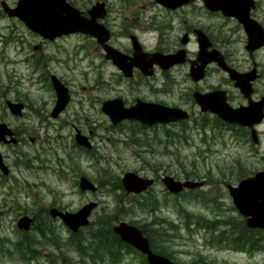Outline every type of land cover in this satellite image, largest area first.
Segmentation results:
<instances>
[{
    "label": "rangeland",
    "instance_id": "rangeland-1",
    "mask_svg": "<svg viewBox=\"0 0 264 264\" xmlns=\"http://www.w3.org/2000/svg\"><path fill=\"white\" fill-rule=\"evenodd\" d=\"M106 1L111 6L110 23L118 34L125 31V26L130 31L134 11H144L138 13L140 25H144L146 16L154 15L150 13L152 7L141 8L153 0ZM258 1L264 3V0ZM3 34L7 36V43ZM144 42L150 44L153 39L145 37ZM115 44L123 51L131 41L128 35L120 34ZM104 59L90 38L71 36L49 41L18 19L15 22L0 19V101L19 100L27 106L23 117L11 114L5 115L3 120L0 118L18 128L21 131L18 136L23 140L13 147L0 145L2 162L7 167V172L3 169L0 172V238L16 242L22 234L28 233L38 239L36 225L24 230L19 229L17 223L25 215L34 218L33 213L40 208L45 211L38 214L34 223L49 222L53 239L61 249L36 240L38 253L35 255L38 258L30 260V264H83V261L87 264H141L139 255L124 248L121 250L124 255L117 262H113L111 256H105L102 261L96 259L94 263L84 251L81 254L70 248L67 242H70L72 232L62 220L52 217L50 209L72 212L85 203L96 201L98 206L91 215L92 222L101 214H107L106 221L122 214L118 221L144 225L154 220L156 213L147 209L154 205L158 206L156 220L167 218L177 227L172 230L167 227V222L163 223L162 226L172 235L168 240L159 239L157 232H150L154 247L160 243L158 248L171 254V259L182 264H264V252L249 254L229 250L227 248L231 245L226 239L212 243L213 233L224 231L231 227L230 224L220 223L217 230L196 224L197 216L219 221L227 215L232 220L239 218V213L232 210L234 204L226 184H237L241 172L247 174L263 169L264 122L256 126L260 138L258 144L251 141L248 130L229 132L223 126L202 127L193 122L188 129L183 124L184 137L163 135L153 129L141 130L129 120L114 125L101 111V102L106 98L122 97L127 105L136 97L143 99L144 96L179 101L176 96L154 92L146 84L131 86L121 77V70L111 62L104 63ZM50 74L66 81L72 97L67 109L57 119L51 116L56 93L48 78ZM180 75L177 76L180 81L174 87L176 90L179 83L184 82ZM163 79L159 74L153 86L161 88ZM218 79L214 76L212 80L216 83ZM186 84H190L189 79ZM0 111L3 113V108ZM50 123L51 126H47ZM75 125L87 135L94 132L92 149L81 151L74 146L72 132ZM54 150H58L59 155ZM241 168L244 169L240 172ZM127 171L146 177H156L157 174H170L178 179L195 177L193 180L208 183L198 187L192 195L177 199L165 192L163 183L157 182L144 193V198H134L124 189L112 185ZM82 174L100 187L97 193L79 189L78 180ZM108 180L111 183L108 184ZM152 195L157 197L156 201ZM215 245L218 249L211 248ZM6 246L13 257L4 251ZM1 250L0 264H27L13 252V244L2 241Z\"/></svg>",
    "mask_w": 264,
    "mask_h": 264
},
{
    "label": "flooded vegetation",
    "instance_id": "flooded-vegetation-1",
    "mask_svg": "<svg viewBox=\"0 0 264 264\" xmlns=\"http://www.w3.org/2000/svg\"><path fill=\"white\" fill-rule=\"evenodd\" d=\"M19 1L20 0H0V19H8L14 22L18 19L22 22V20L16 15L10 14V10L17 7ZM69 2L81 11L83 16L87 17L91 16L89 11L95 4L103 3L105 15L104 18H99L98 21L101 23L104 22L103 24L110 30L111 37L106 43L113 47L115 46L116 48L115 40L119 39L120 34L128 35L131 45L122 50L124 51L123 53L130 55V57L134 56L137 45L145 55L148 54L146 56V61L148 62L154 61L153 54H175L180 50H185V57L183 60L170 65L167 68L162 67L160 62L156 61L157 58L155 60L156 62L154 61L152 65L147 67V70L149 71L148 73L139 66L132 67L129 77H126L121 72V77L129 82L131 86L134 87V84H146L145 86H150L154 92H163L167 96H176L179 101L170 102L169 100H163L160 98L150 99L144 96L143 99L136 97V99L133 100V103H130L128 106H135L140 99L142 101H150L151 103L179 107L185 110L189 115L187 118L170 122H156L153 124H144L140 121H133L135 124H140L141 127L138 126L139 129H153L159 131L163 135H177L184 137L185 130L183 124H185L186 129H188L191 122L201 126L203 125V122H205V126L207 125L211 128L223 126V128L229 132H237V130L243 129L248 130L249 133H251V129L246 125L227 122L220 118L215 112L203 110L204 101L203 103L198 102L196 96H198V94L205 95L217 92L218 96L233 108H259L261 104L264 105V42L261 45L259 44L262 35H264V3H261L258 0H252L249 3H243L241 0H238L236 3H232V1L230 3H205L204 0H191L187 3H182L179 6L177 5L176 7L171 8L164 3H159L157 0H153V3H147L146 5L141 6V8L152 7L150 13L152 12L154 14L145 17L146 22H144V25H140L138 21V13H143L144 11H134V14L132 15L134 19L130 18V31L125 26V31L118 34L114 31V27L110 23L109 14L111 6H109L108 1L69 0ZM3 36L6 41L7 36L5 34H3ZM71 36L90 38L96 43L97 53L100 54L103 59L105 58L103 60L104 63L111 62L118 68V65L115 64L111 58L107 57V52L104 46L98 42V39L95 36H89L76 31L57 36L55 40ZM145 37L153 39L154 43L151 42L150 44H146L144 42ZM5 43H7V41ZM85 50L88 51V48H85ZM195 71H197V73H195ZM159 74L165 79L161 88L153 86L152 84L157 80ZM178 75L182 76L184 82L183 84L179 83V88L176 90L174 87L178 84V81H180V79H177ZM52 76L55 75L50 74L48 78L50 79L51 86L55 90L54 85L52 84ZM214 76L219 78L216 83L212 80ZM170 77L171 79H169ZM187 79H189L190 84L185 85ZM62 82L65 85L67 84L64 80H62ZM167 86H169L168 89L166 88ZM69 95L70 99L66 107L59 112L58 115H54L53 110L57 102L56 93L55 105L51 111V116L54 119L59 118L67 109L68 104L72 101L70 91ZM113 98L116 97L106 98L101 102V111L107 116L108 113L103 110V104L106 100H112ZM9 101L12 100L6 99L5 102L0 101V108H3L4 110L3 113L0 111V118L3 120L5 117L11 116V114L15 117H23L25 112L14 114L11 111L8 104ZM18 101L19 100L15 101V103H23L22 101ZM24 107H27L26 104ZM0 122L6 124L12 131L11 135L10 133L6 135L7 140L1 141L0 145L13 147L21 144L23 140L18 136L21 131L16 127H12L6 121L0 120ZM263 122L261 124H263ZM47 126L50 127L51 123ZM56 133L59 134L58 131H56ZM93 133V131H90L87 135L82 129L75 125L72 132L74 146H78L81 151L86 150L85 145L83 146L78 142V138L84 136L87 138L88 142L91 143V147L88 148L92 149L93 145L91 137ZM31 140L34 141V137H31ZM54 151L56 153L58 152V150ZM61 161L64 162L63 159H60V162ZM0 172H2V168H0ZM166 175L170 174H164L163 176L157 174L156 177H154L156 180L155 183H163L165 186V192L167 191L169 194H172L162 180ZM82 176L84 175L82 174L79 177L78 187L81 191L88 192L89 190H82L79 186L80 178ZM175 178H178V176ZM184 179H186V177H184ZM152 188L153 187H150V190ZM192 190H183L173 195L178 199L190 194ZM97 192L98 191H95L93 193ZM144 193H139L137 195H144ZM60 210L64 212L70 211L66 209ZM55 218H58L63 222V219L58 215ZM202 218L208 222L212 220L205 216ZM34 221L36 222L35 217L32 220L33 226L37 224L34 223ZM121 221L126 220H119L116 224ZM127 222L130 224V221ZM155 222L158 223L157 220ZM114 233L120 239L116 248L130 250V243L124 241L115 231ZM0 243L2 244L1 238Z\"/></svg>",
    "mask_w": 264,
    "mask_h": 264
},
{
    "label": "water",
    "instance_id": "water-1",
    "mask_svg": "<svg viewBox=\"0 0 264 264\" xmlns=\"http://www.w3.org/2000/svg\"><path fill=\"white\" fill-rule=\"evenodd\" d=\"M157 1L174 8L177 5L179 6L191 0ZM204 1L205 3H230L231 1L232 3H236L238 0ZM241 1L243 3H249L252 0ZM89 13L91 14L90 17L83 16L81 11L71 5L67 0H20L17 7L10 10V14L18 16L28 28L51 40H54L57 36L76 31L97 37L98 42L104 46L107 57L111 58L126 76H130L133 66L145 67V70H143L148 73L147 67L152 65L157 58L156 61L160 62L162 67L167 68L170 65L181 62L185 57V50H180L175 54H153L154 61L148 62L146 61L148 54L145 55L138 45L136 46L134 56L130 57V55L106 43L110 39V30L98 21L99 18L105 15L104 4H95ZM263 42L264 35H262L259 44L261 45ZM52 81L57 93V102L53 113L54 115H58L66 107L70 95L68 87L57 76H53ZM196 99L201 103L204 101L203 110L215 112L227 122L239 123L251 127L253 129V138L255 141H258L253 126L261 122L264 117L263 104L259 108H233L225 103L218 96L217 92L205 95L198 94ZM8 104L14 114L22 113L24 108L23 103L9 101ZM103 110L109 114L114 123L129 118L139 120L144 124H153L156 122L175 121L189 116L182 108L145 102L140 99L132 107H125L122 98L106 100L103 104ZM9 133L10 135L12 134L11 129L6 124L0 122V142L6 141V135ZM78 142L87 147H91L90 142L84 136H80ZM0 166L7 172V167L2 162L1 154ZM162 180L166 187L174 193H178L185 188H195L204 184V181H183L171 175L164 176ZM154 181L153 178L141 176L134 171L125 172L122 178V184L128 193H140L152 185ZM79 186L82 190L90 189L95 191L97 189V186L86 175L80 178ZM228 189L237 210L247 217V225L253 228L258 227L264 229V169L256 172L252 176L241 179L237 185L228 184ZM97 204L94 201L89 202L75 212H64L58 208H52L51 214L53 216L58 215L70 229L77 231L80 227L89 224V216ZM31 222L32 218L30 216H22L18 221V227L21 229H29ZM114 231L124 241L144 253L147 256L149 264H178L170 257L155 252L151 248L149 238L139 226L129 224L127 221H121L114 226Z\"/></svg>",
    "mask_w": 264,
    "mask_h": 264
},
{
    "label": "trees",
    "instance_id": "trees-1",
    "mask_svg": "<svg viewBox=\"0 0 264 264\" xmlns=\"http://www.w3.org/2000/svg\"><path fill=\"white\" fill-rule=\"evenodd\" d=\"M135 125L140 126L139 123H136ZM202 127H207V125L205 126V123H203ZM243 169L244 168H241L240 172ZM189 175H187V176H189ZM240 175H241V177L245 176V174L243 172H241ZM193 179H195V177H193ZM107 182H108V184H109V182L111 183L110 180H108ZM113 184L116 186V188L122 189L120 178H117L112 183V185ZM195 191L197 192V190H192L190 192V194H188V195H192ZM152 196L155 199L154 201H156L157 197L155 195H152ZM132 197L137 198L138 196H132ZM140 197L144 198V195H141ZM213 201L215 203L217 202L216 199H213ZM157 202H158V200H157ZM147 209H148V211H152V213H154V214L156 213V216L151 223H147L146 225L141 226L144 233L150 237L151 236L150 232H157V237L159 239L161 238L163 240L164 239L168 240L172 235H170L168 233L167 228L162 226L163 223L167 222V225H168L167 227H170V229H172V230H177V227L175 225H173L172 222H170V220H168L167 218L165 220V219H162L160 217L161 220H157L158 223L155 222L156 219H158L157 217H159V215L157 214L158 211H156V210H158V206L155 207L153 205V206H151V209L150 208H147ZM217 209L219 210L218 207H217ZM232 209H234V207H232ZM44 211H45L44 209L42 210L40 208L37 211H35V212H37V213H35V212L33 213L35 219L37 220V216H39L38 214L39 213L41 214ZM106 215L107 214H101L100 216H98L99 218L96 219L95 222L93 221V223H91V226L87 227L84 230L83 229L80 230L78 233H72V235L70 237V242L69 243L67 242V244L71 246L70 247L71 249H74L81 254L84 251L87 255L91 256L94 263H96V259L99 262L102 261L105 256H111V259L113 261L114 260L116 261L120 256H122V255H120L121 249L118 247L116 248V245L119 243L120 239L117 235H115V233L113 231L114 222L118 221L119 216L121 217L122 214L121 215L116 214V215H118V217L112 216L110 218V220H108V221H106ZM45 216L47 217V215H45ZM229 216L230 215L225 216L224 219H222L221 221H218V220H213L210 222L205 221V223H208V224H205L204 226H206L207 228H210L212 230H217L218 225L220 223H222V224L227 223V224H230V226H231V227L227 228V230L226 229L224 231L219 230L218 233H213L214 237L212 240L219 243L220 239H223V241L226 239L230 245H233V247L245 248V249L251 250V251L255 250V249L264 248V230L249 229L246 227L244 219L242 217L239 216V218L237 217L236 219L234 218L232 220V219H229ZM46 217H45V219H46ZM199 217H201V216H199ZM100 218H102V220ZM48 223L49 222H47L46 220H43V221L38 222L36 224V226L38 227V230H39L38 234L40 236L38 239L33 238V237H31L30 234L26 233V234H22V236L16 242H13L12 240L6 239V238H5V240L1 238V242L6 241V244H13V246H14L13 252L16 255H18L24 262H26L27 264H30L31 263L30 260H32L33 258H35V259L38 258V255H35L38 253L37 249L35 247L36 240H38L39 243L40 242L49 243V244L55 245L58 248H60L59 244L57 245L56 241L53 239V235H52L53 232L50 229V226L48 225ZM33 228H35V226H33ZM85 231L89 232L88 233L89 236L86 234L87 232L85 233ZM153 242L155 243L153 238H151V243H152V246L154 247ZM63 244L66 245V242ZM159 245H160V243H158V246L155 244L154 249L156 251L162 253V254H166V252L164 250L158 248ZM132 249L133 248L130 246V250H132ZM2 251L3 250H1L0 253H2ZM4 251L7 252L10 256H12L8 250V246H6ZM167 256L172 258L171 257L172 255L169 253H167ZM140 263L141 264H149L145 258H142ZM83 264H87V263L85 261H83Z\"/></svg>",
    "mask_w": 264,
    "mask_h": 264
},
{
    "label": "bare ground",
    "instance_id": "bare-ground-1",
    "mask_svg": "<svg viewBox=\"0 0 264 264\" xmlns=\"http://www.w3.org/2000/svg\"><path fill=\"white\" fill-rule=\"evenodd\" d=\"M141 68L145 70V67H142V66H141Z\"/></svg>",
    "mask_w": 264,
    "mask_h": 264
}]
</instances>
